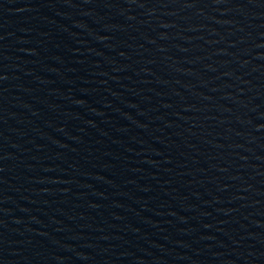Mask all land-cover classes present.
<instances>
[{"label":"water","instance_id":"water-1","mask_svg":"<svg viewBox=\"0 0 264 264\" xmlns=\"http://www.w3.org/2000/svg\"><path fill=\"white\" fill-rule=\"evenodd\" d=\"M0 264H264V0H0Z\"/></svg>","mask_w":264,"mask_h":264}]
</instances>
